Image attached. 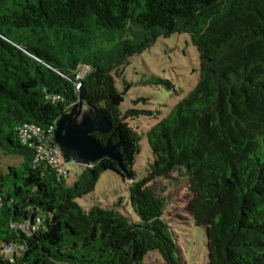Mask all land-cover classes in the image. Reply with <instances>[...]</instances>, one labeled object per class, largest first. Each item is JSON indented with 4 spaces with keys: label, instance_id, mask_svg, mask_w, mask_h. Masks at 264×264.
<instances>
[{
    "label": "trees",
    "instance_id": "trees-1",
    "mask_svg": "<svg viewBox=\"0 0 264 264\" xmlns=\"http://www.w3.org/2000/svg\"><path fill=\"white\" fill-rule=\"evenodd\" d=\"M180 32L198 46L202 76L148 131L154 162L130 188L140 221L85 210L77 199L102 172L135 177L131 121L139 112L112 103L124 63ZM82 89L112 122L126 161L123 169L107 157L80 166L69 186L48 163L34 162L19 128L54 127ZM95 136L105 144L110 134ZM0 151L20 159L0 173V246H24L11 260L0 252V264H146L151 251L179 264L155 185L178 171L195 194L190 209L206 228L209 264H264V0H0ZM37 216L42 225L30 235L12 227Z\"/></svg>",
    "mask_w": 264,
    "mask_h": 264
},
{
    "label": "rangeland",
    "instance_id": "rangeland-1",
    "mask_svg": "<svg viewBox=\"0 0 264 264\" xmlns=\"http://www.w3.org/2000/svg\"><path fill=\"white\" fill-rule=\"evenodd\" d=\"M201 64L198 46L187 32L159 36L151 46L128 58L123 66V77H117V87L124 95L120 109L139 112L131 121L139 137V152L133 165L135 177L123 178L113 171L102 172L94 191L77 199L80 206L85 210L93 206L114 209L133 221H140L132 206L130 188L134 181L147 176L154 162L148 131L197 86L202 76ZM19 161L18 156L0 151V173L6 175L9 165ZM80 169L78 165L66 164L67 185L78 182ZM155 185L165 198L164 220L178 241L179 264H209V239L206 228L195 224L190 209L195 194L190 190L188 176L178 171L171 177L158 178ZM145 263L166 264L158 251L149 252Z\"/></svg>",
    "mask_w": 264,
    "mask_h": 264
},
{
    "label": "water",
    "instance_id": "water-1",
    "mask_svg": "<svg viewBox=\"0 0 264 264\" xmlns=\"http://www.w3.org/2000/svg\"><path fill=\"white\" fill-rule=\"evenodd\" d=\"M123 100L124 95L118 94L112 98V103L119 106ZM95 133L110 134V137L102 144ZM115 134L112 122L83 95V89L78 100L57 120L54 129L55 141L67 164L91 167L107 157L123 169L124 142L113 143Z\"/></svg>",
    "mask_w": 264,
    "mask_h": 264
},
{
    "label": "built area",
    "instance_id": "built-area-1",
    "mask_svg": "<svg viewBox=\"0 0 264 264\" xmlns=\"http://www.w3.org/2000/svg\"><path fill=\"white\" fill-rule=\"evenodd\" d=\"M84 71L81 70L77 78L83 76ZM81 87V82L77 83V89ZM53 101H63L60 95L52 96ZM54 127L43 128L35 123H24L19 128L20 140L23 145H28L35 149V163L46 162L52 166L59 176L68 174L66 171V162L63 159L60 147L55 141ZM2 197H0V207ZM42 217L37 216L35 220H27L25 222H18L12 224L13 228H17L27 233L28 235L34 233L42 225ZM24 246L16 243H4L0 246V252L8 259H12L14 254L20 255Z\"/></svg>",
    "mask_w": 264,
    "mask_h": 264
}]
</instances>
